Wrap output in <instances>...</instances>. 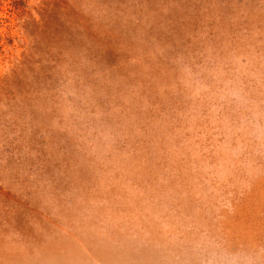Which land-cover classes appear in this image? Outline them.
I'll use <instances>...</instances> for the list:
<instances>
[{
  "label": "clouds",
  "instance_id": "clouds-1",
  "mask_svg": "<svg viewBox=\"0 0 264 264\" xmlns=\"http://www.w3.org/2000/svg\"><path fill=\"white\" fill-rule=\"evenodd\" d=\"M68 5L83 9L74 28L83 44L48 62L56 85L43 109L45 138L66 134L85 175L37 184L26 164L4 181L53 210L45 224L30 221L34 236L5 237L0 264H256L227 227L243 195L231 190L242 134L260 138L246 116L258 105L243 35L209 28L187 0H160L159 12L139 5L137 15L123 0ZM186 12L180 38L165 18ZM107 48L116 65L102 62ZM61 179L71 186L58 199Z\"/></svg>",
  "mask_w": 264,
  "mask_h": 264
},
{
  "label": "rangeland",
  "instance_id": "rangeland-1",
  "mask_svg": "<svg viewBox=\"0 0 264 264\" xmlns=\"http://www.w3.org/2000/svg\"><path fill=\"white\" fill-rule=\"evenodd\" d=\"M83 0H75L77 5ZM137 15L147 5L149 11L159 12L160 0H123ZM196 12V19L205 17L209 28L227 29L241 33L246 40L242 63L248 72L256 73L254 91L250 99L258 107L247 112L248 121H254L260 138L244 136L234 178L233 192H243L234 201L235 212L228 218L227 227L245 250L256 253V264H264V0H187ZM65 7L68 11L63 12ZM83 13L68 0H0V248L13 230L25 236H34L30 221L45 224L53 206L41 210V201L32 193L12 191V184L4 181L18 178L20 169L27 165L36 172V183L51 179L61 172L85 175L86 165L77 157L66 134L45 138L47 119L43 113L47 93L56 85L49 61L61 62L63 52L82 46L81 35L75 25ZM163 15V13H160ZM187 17V18H186ZM191 13L175 17L168 25L176 36L183 38L189 27ZM159 19L153 24L156 28ZM161 34L163 32L161 31ZM172 39L171 36L168 37ZM53 49H56L55 51ZM108 66L118 63L119 57L107 48L100 53ZM68 72L76 73L69 62ZM246 130L252 124L245 123ZM63 141V143L61 142ZM32 153H36L35 157ZM71 181L54 185L59 199L69 190ZM61 203L63 201H60ZM63 213V209H60Z\"/></svg>",
  "mask_w": 264,
  "mask_h": 264
}]
</instances>
